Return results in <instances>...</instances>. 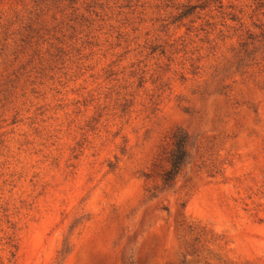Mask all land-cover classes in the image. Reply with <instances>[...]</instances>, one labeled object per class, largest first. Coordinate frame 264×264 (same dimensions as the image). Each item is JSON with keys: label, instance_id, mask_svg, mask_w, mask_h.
<instances>
[{"label": "rangeland", "instance_id": "374dc122", "mask_svg": "<svg viewBox=\"0 0 264 264\" xmlns=\"http://www.w3.org/2000/svg\"><path fill=\"white\" fill-rule=\"evenodd\" d=\"M0 264H264V0H0Z\"/></svg>", "mask_w": 264, "mask_h": 264}, {"label": "trees", "instance_id": "16d2710c", "mask_svg": "<svg viewBox=\"0 0 264 264\" xmlns=\"http://www.w3.org/2000/svg\"><path fill=\"white\" fill-rule=\"evenodd\" d=\"M188 136L183 131L177 130L172 135V149L169 154V168L162 175L165 185L170 184L181 171L186 157Z\"/></svg>", "mask_w": 264, "mask_h": 264}]
</instances>
